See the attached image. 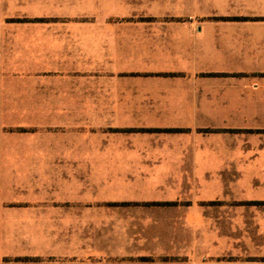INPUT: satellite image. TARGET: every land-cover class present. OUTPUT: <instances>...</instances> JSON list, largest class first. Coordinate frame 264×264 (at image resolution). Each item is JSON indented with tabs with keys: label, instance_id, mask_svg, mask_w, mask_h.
<instances>
[{
	"label": "crops",
	"instance_id": "crops-1",
	"mask_svg": "<svg viewBox=\"0 0 264 264\" xmlns=\"http://www.w3.org/2000/svg\"><path fill=\"white\" fill-rule=\"evenodd\" d=\"M0 264H264V0H0Z\"/></svg>",
	"mask_w": 264,
	"mask_h": 264
}]
</instances>
